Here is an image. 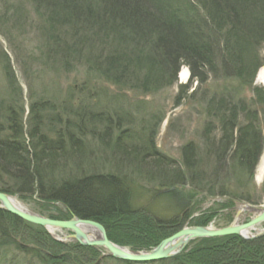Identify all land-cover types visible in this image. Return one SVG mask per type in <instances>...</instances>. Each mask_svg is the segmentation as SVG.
<instances>
[{
	"label": "rangeland",
	"instance_id": "374dc122",
	"mask_svg": "<svg viewBox=\"0 0 264 264\" xmlns=\"http://www.w3.org/2000/svg\"><path fill=\"white\" fill-rule=\"evenodd\" d=\"M100 1L88 2L99 4ZM196 1L204 4L205 9L211 7L210 0ZM140 3L145 6L144 0ZM165 3L161 2L162 6ZM199 3L176 0L165 8L168 13L171 10L180 15L191 8L203 12L202 15L198 13L197 20H204L208 28L205 34L217 45L220 34L208 26L207 12ZM233 7L230 14L238 16L239 26L246 16L248 21L251 19V14L238 9L235 3ZM69 12L72 15H67ZM89 17L67 12L59 4L0 0V136L7 137L8 113L13 114L11 120L15 125L21 121L26 134L37 129V135L44 134L52 141L59 128L63 131L67 120L82 126L83 132L76 133L80 138L78 150L66 143L63 154L49 158L53 164L46 174L57 181L65 176L93 174L127 178L133 186L132 204L136 214L105 221L107 228L98 223L111 243L127 251H149L179 231L178 226L171 231L163 230L164 225H159L158 220L185 217L184 228L197 226L195 221L203 218L205 224L201 227L213 229L227 227L236 221L239 224L248 222L252 213L245 210L241 216L238 210L246 205L264 204L262 182L256 178L264 156V103H259L254 91H261L264 98V45L250 46L253 64L245 75V83L230 71L223 59L220 61L218 55L213 72L207 68L202 71L206 78L204 83L191 81L188 68L181 66L176 81L165 87L163 82L172 73L171 69H163L164 59L161 58L164 55L161 49L159 52L155 49L158 35L145 33L139 38L133 35L132 29L126 33L119 29L107 30L108 27L102 29L99 19ZM119 24L121 22L117 27ZM184 71L187 76L182 80L180 75ZM115 79L118 84H114ZM258 132L263 150L250 174L247 154ZM231 133L233 141L239 135L245 137V141L238 142L239 152L232 154L230 151V157L223 161ZM24 138L29 146L36 144L28 135ZM16 142L22 144V140ZM35 148L39 157L42 151L39 145ZM184 149L190 154L186 156L187 168L181 164L185 161ZM27 151L34 154L31 146ZM155 153L173 163L157 164ZM9 156L0 154V168L5 173L11 172L13 179L9 180L4 172L0 176L5 187L15 191L18 186L25 185L26 180L20 177L27 161L25 157L24 164L17 165ZM176 166L180 167L185 186L169 189L177 183L173 182L178 175ZM210 191L214 194L210 195ZM7 195L17 200L28 213L58 221L70 218L60 204L42 202L36 196ZM5 230L19 237L14 239L16 244L28 240L32 245L42 246L48 252H45L47 259L56 257L58 264H223L231 252H236L234 249L244 253L241 258L250 252L256 254L257 249L264 254V240L261 245L251 246L252 240L264 234L253 239L237 236L240 242L251 241V244L241 246L239 239H235L234 248L226 244L228 239L222 244V238L236 236L231 235L217 238L222 242L202 238L210 240L201 242L202 246L200 242L188 245L178 254L181 259L175 263L165 260L130 263L110 257L101 247L79 245L82 249H74L78 243L61 240L70 234L67 231H55L57 241L46 230V236L16 225H9ZM257 230H264V222ZM195 246L203 250L191 255V247ZM15 249L12 243L2 246L0 264H40L25 261V255ZM14 253L16 255L11 258ZM48 260V263L40 262L49 264Z\"/></svg>",
	"mask_w": 264,
	"mask_h": 264
},
{
	"label": "trees",
	"instance_id": "16d2710c",
	"mask_svg": "<svg viewBox=\"0 0 264 264\" xmlns=\"http://www.w3.org/2000/svg\"><path fill=\"white\" fill-rule=\"evenodd\" d=\"M35 1L42 5L44 3H47L50 6L59 4L63 10L84 15V18L87 17L88 19L90 18L89 16L92 15L95 17V19H99V22H101L100 24H103L102 29L107 27V30L119 29L121 33L125 32L126 30V32H128L129 29H132L133 35L139 36V38L144 36L145 33H153L158 35L155 38V49L157 52H159V49H161V54L164 55V57L161 58L164 59L162 64L163 69L165 71H170L171 69L172 73V75L166 78V81L163 82V84L166 85L165 87L171 86L176 81V74L181 66L188 68L191 81L196 80L198 82L204 83L206 78L202 71L207 68L213 72V68L215 67H213V64L218 55L221 59L220 61L223 59L222 62L230 66V71L233 72L237 78L241 79L242 83H245V75L249 70V66L253 64V58L250 60V46H257L261 44L264 45V0H210L209 2L211 7L207 9H205L204 4L195 0L196 4L199 3L201 9L206 10L205 13L207 12V15L205 21H208V26L215 29L217 34H220L217 39L218 48L215 44V41L209 35L205 34L208 31V28L206 27L207 25L204 23V20L203 22H198L197 20L198 13L202 15L203 12H196L197 10L195 11L193 8H191L186 11L184 10L185 12L183 15H180V12L178 14L176 11L171 10V12L169 11L168 13V9L165 7L170 6V3L173 1L176 2V0H144L145 6L140 3V0H101L99 4H96L95 2L89 3V0ZM161 2H166V5L162 6ZM234 3L238 6V9H242L245 13L248 12L251 14V19L248 21L246 16L242 19L243 21L240 26L238 25L240 23L237 21L238 16H231L230 14V11L233 12L232 10L234 9ZM257 4L259 6H257ZM150 11L152 13H150ZM153 13L158 15V18ZM67 15L72 14L69 12ZM119 22H121V24H119V27H117L116 24ZM204 30H206V32ZM225 47L227 48V51ZM221 48L222 50H220ZM109 70L110 69L108 68L105 69L106 72ZM251 79L252 76H250V80ZM118 83V80L115 79L114 84ZM254 91L259 103H264V98L260 94L261 91L258 89H255ZM179 99L180 97L177 100ZM7 115L6 121L9 123L6 126L7 137L0 136V154H10L9 158L13 157L17 165H21L23 162H25V160L27 161L25 163L26 168H24V171L22 170L23 174L20 177L26 181L25 185L18 186L17 190L14 191L12 188L5 187L6 185L0 176L1 193L3 192L5 194L15 195L19 194L22 197L36 196L42 202L60 204L67 210L70 218L75 216L84 220H92L102 224L104 227H106L104 224L105 221L107 222L119 217H130L134 215L135 212L132 204L134 195L131 192V187L133 186H131V183L125 177L122 178L120 176H104L93 174L79 177L65 176L62 180L57 181L54 177H48L46 174L47 170H49L53 164L52 160L49 158L59 156L62 152L64 153V145L66 143H68L69 146L74 149L80 146V138L77 137L78 135L76 136V133L79 134L78 132H83L81 130L82 126L79 124L73 125V122H69V120H67V123L63 127V131H59V128L56 131V139L52 141L49 140V138L44 134L37 135L35 132L37 129H32L31 132L26 134L21 121L18 122L17 125L19 126H17L11 120L13 114L8 113ZM240 129L237 131L240 132ZM246 131H248L247 128ZM25 135H28L30 141L32 138L33 140H36V144L32 143L30 145L34 150L33 155L29 154L27 151L30 146L24 138ZM73 135L76 137L73 138ZM230 136L231 137L229 138L227 147L225 149L226 151H224L222 159L223 161H226L227 158L230 157V154H228L230 151H232V154L235 151L239 152L240 144L238 142L244 143L243 141H245V137L243 138L241 135L237 136L238 138H236L235 141L232 139V133ZM257 136V138L254 136L256 138L254 139L255 143L253 141L252 147L249 150L250 152L248 151L247 154V159L249 161L247 165L250 174L254 171L259 156L263 150V147H261L259 141V139L261 140L260 132H258ZM20 140H22V144H18L16 142H19ZM35 145H39L42 151L39 155L40 159L38 157V153L35 152ZM232 146L234 150H232ZM77 150L78 149H76V151ZM154 155L157 164L165 166L168 163L169 165L173 163V161L169 160L168 158L159 157L156 153ZM183 155L185 157V161H182L181 164L187 168L189 162L188 157L186 156L190 155L187 149L183 150ZM6 167L9 169L11 168L9 166ZM176 168L178 175H175L173 182L177 183L170 185L169 189L177 185L185 186L182 181L180 167L176 166ZM52 169L53 168L50 170ZM0 171V174L4 172L1 168ZM44 171L45 174L43 173ZM5 175L9 180L13 179L11 172L5 173ZM261 187L264 189V178ZM209 194L213 195L214 193L210 191ZM202 219L195 221V225L203 226L205 224V220ZM158 222H161L158 223L159 225H164L163 230L168 229V231H171L173 228H175L174 226H178L176 229L178 228L180 230L185 222V217H178L168 221L158 220ZM9 225L31 228V230L35 231L40 236H46L45 229L21 221L8 212L0 210V248L12 243V245L16 248L14 251H18L25 255V261L28 259L31 261V263L39 262L42 264L40 260L45 262L48 260L47 256L45 255L48 252H46L42 246H38L36 244L32 245L28 240L24 241L27 244L24 242L22 243L20 240L19 241L21 244H16L14 239H18L19 237L16 234L9 233L5 230ZM235 239H239L238 244L241 246H244L245 243H247V245L251 244V241L240 242L241 238L237 236L222 238V244H224L227 240L226 244L234 248L235 246L233 244L235 243ZM204 240L209 241L210 239L193 240L189 245H195L196 242H200L201 244V242L203 243ZM222 240L212 238V241L216 242H222ZM263 240L264 236L252 240L253 244H251V246L254 247L255 245H261L263 244ZM31 246L33 249L30 248ZM38 247H40L41 250ZM200 248L202 247H191V255L197 253L199 250H203ZM74 249L82 248L75 244ZM234 250L236 252H231L225 261L226 263L223 264H264V261H262V259H264V254H260L258 249L254 251L256 253L254 254L255 256L251 255L250 252V255L248 253V255L246 254V257L243 258H241V255L244 254L243 252L237 249ZM15 255V253L11 254L10 257L13 258ZM7 256L8 255H5V257ZM180 256L181 255H178L165 261H173L175 263L181 259ZM55 259L56 257H51L50 260H48L49 264H58Z\"/></svg>",
	"mask_w": 264,
	"mask_h": 264
},
{
	"label": "water",
	"instance_id": "95a60500",
	"mask_svg": "<svg viewBox=\"0 0 264 264\" xmlns=\"http://www.w3.org/2000/svg\"><path fill=\"white\" fill-rule=\"evenodd\" d=\"M247 207V206H246ZM244 207V208H246ZM257 213L248 222L240 225H229L220 229H211L201 226L184 227L172 236L162 240L156 247L149 251L130 252L111 243L103 226L95 221L84 220L72 216L67 221H58L44 218L38 215L28 213L23 209L15 207L10 197L0 192V209L8 212L12 216L29 224L44 228L47 232L67 231L69 235L63 236L61 240H71L84 247H101L105 249L108 255L116 260L130 263H151L170 259L179 253L188 245L190 241L202 238H220L236 235L243 239H253L264 234V230L252 236H244L242 232L253 231V229L264 222V204L247 207ZM246 208V209H247ZM83 226H88L97 232V237L90 238ZM59 241V239H56Z\"/></svg>",
	"mask_w": 264,
	"mask_h": 264
},
{
	"label": "bare ground",
	"instance_id": "6f19581e",
	"mask_svg": "<svg viewBox=\"0 0 264 264\" xmlns=\"http://www.w3.org/2000/svg\"><path fill=\"white\" fill-rule=\"evenodd\" d=\"M181 79L182 80H184L185 79V77L187 76V72L186 71H184V72H182L181 73ZM263 168H264V156L262 157V159H261V163L259 164V166H258V174H257V180H260L261 179V176H262V173H263ZM10 200H11V203L15 206V207H17V208H19V209H23V210H26L19 202H17V200H15L14 198H10ZM247 207H249V206H251V205H246ZM246 206H243L242 208H240L238 211H239V214L241 215V213H244L245 212V210H246V212H250V213H252V215H253V217L254 216H256L257 215V213L255 212V211H253V210H250V209H248ZM255 206V205H254ZM257 206V205H256ZM244 207H246V208H244ZM242 216V215H241ZM48 219H50V218H48ZM239 219V218H238ZM237 219V220H238ZM51 220H54V219H51ZM27 223V222H26ZM262 224V223H261ZM261 224H259V225H257L254 229H253V231H256V233H259L261 230H257V227H259ZM234 225H240L239 223H238V221H236V223L234 224ZM83 229L85 230V232L87 233V235L90 237V238H95V237H97V232L94 230V229H92L91 227H88V226H83ZM211 229H213V228H211ZM50 232L53 234V236H55L54 237V239L56 240V239H58V237H57V235L55 234V231L54 230H50ZM251 232L252 231H246V232H242L243 234H244V236H246V237H248V236H252V235H254V234H251ZM70 233V232H69ZM255 233V234H256ZM57 237V238H56ZM192 241H190L189 243H188V245L191 243ZM187 245V246H188ZM186 246V247H187Z\"/></svg>",
	"mask_w": 264,
	"mask_h": 264
}]
</instances>
